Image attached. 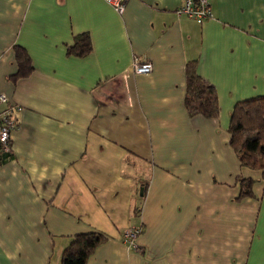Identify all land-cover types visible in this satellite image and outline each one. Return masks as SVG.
I'll use <instances>...</instances> for the list:
<instances>
[{
    "label": "crops",
    "instance_id": "1",
    "mask_svg": "<svg viewBox=\"0 0 264 264\" xmlns=\"http://www.w3.org/2000/svg\"><path fill=\"white\" fill-rule=\"evenodd\" d=\"M182 3L129 0L119 15L104 0H0V94L21 108L0 151V264H61L87 232L106 239L86 264H264V178L228 132L235 104L264 96V0H210L202 23ZM82 33L85 57L68 52ZM189 63L217 118L188 114Z\"/></svg>",
    "mask_w": 264,
    "mask_h": 264
},
{
    "label": "trees",
    "instance_id": "2",
    "mask_svg": "<svg viewBox=\"0 0 264 264\" xmlns=\"http://www.w3.org/2000/svg\"><path fill=\"white\" fill-rule=\"evenodd\" d=\"M91 50V40L87 33L77 35L74 44L68 48L69 53L79 57H85ZM14 52L18 67L14 77H26L33 70L30 57L19 45L14 46ZM186 73L185 106L188 114L217 118L220 108L214 86L197 75L192 63L188 64ZM228 132L230 146L236 152L240 166L261 171L264 178V96L236 103ZM253 184L251 178L239 179L240 199L252 196ZM105 239L99 232L74 235L62 253L61 264H86L90 254Z\"/></svg>",
    "mask_w": 264,
    "mask_h": 264
},
{
    "label": "built area",
    "instance_id": "3",
    "mask_svg": "<svg viewBox=\"0 0 264 264\" xmlns=\"http://www.w3.org/2000/svg\"><path fill=\"white\" fill-rule=\"evenodd\" d=\"M104 1L110 5L117 14L122 15L126 3L129 0ZM176 14L178 16L185 15L197 23H202L212 17L210 0H183L182 5L176 10ZM133 70L136 74H147L152 70V67L149 62L135 61ZM20 110L21 108L19 106L9 103L6 95L0 94V151L3 153H9L11 151V133L17 129L15 112ZM139 232V228H126L123 231V240L129 244V246L136 248L134 239Z\"/></svg>",
    "mask_w": 264,
    "mask_h": 264
}]
</instances>
